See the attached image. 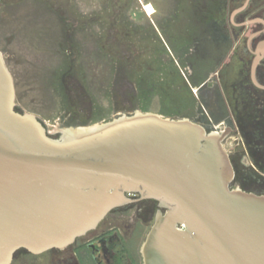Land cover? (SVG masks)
<instances>
[{
	"label": "water",
	"instance_id": "obj_1",
	"mask_svg": "<svg viewBox=\"0 0 264 264\" xmlns=\"http://www.w3.org/2000/svg\"><path fill=\"white\" fill-rule=\"evenodd\" d=\"M222 137L189 118L120 114L53 135L17 111L0 52V264L64 250L130 194L158 212L143 264H264V195L231 189Z\"/></svg>",
	"mask_w": 264,
	"mask_h": 264
},
{
	"label": "rangeland",
	"instance_id": "obj_2",
	"mask_svg": "<svg viewBox=\"0 0 264 264\" xmlns=\"http://www.w3.org/2000/svg\"><path fill=\"white\" fill-rule=\"evenodd\" d=\"M198 2L203 0H0V52L13 77L17 110L36 116L53 135L136 111L192 116L190 91L177 89L185 82L162 81L169 73L162 65L174 70L177 62V73L188 77V63L171 44H178V28L194 19L192 4ZM133 216L111 214L98 231L112 224L124 234L135 230L137 254L148 227ZM61 261L50 251H18L11 264Z\"/></svg>",
	"mask_w": 264,
	"mask_h": 264
},
{
	"label": "flooded vegetation",
	"instance_id": "obj_3",
	"mask_svg": "<svg viewBox=\"0 0 264 264\" xmlns=\"http://www.w3.org/2000/svg\"><path fill=\"white\" fill-rule=\"evenodd\" d=\"M192 5L194 19L182 20L178 44H171L181 63H188V77L177 73L179 63L172 64L174 70L163 63L169 73L162 81H184L185 87L180 83L177 89L190 91L193 103L192 116L185 118L222 137L234 173L231 189L264 195V0H203ZM128 197V204L112 210L94 230L64 250L50 252L63 264H143L141 245L156 214L165 210L155 200ZM129 211L135 224L148 227L137 254L134 239L140 234L135 230L124 234L112 224L98 231L109 215Z\"/></svg>",
	"mask_w": 264,
	"mask_h": 264
},
{
	"label": "trees",
	"instance_id": "obj_4",
	"mask_svg": "<svg viewBox=\"0 0 264 264\" xmlns=\"http://www.w3.org/2000/svg\"><path fill=\"white\" fill-rule=\"evenodd\" d=\"M131 75H133V74H131ZM187 100H188V99H187ZM187 100H186V101H187ZM15 255H16V254H15ZM14 257H15V256H14Z\"/></svg>",
	"mask_w": 264,
	"mask_h": 264
}]
</instances>
